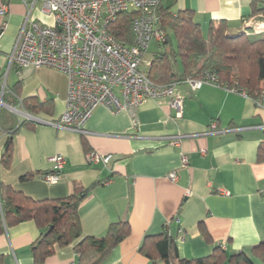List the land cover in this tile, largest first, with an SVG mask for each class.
I'll list each match as a JSON object with an SVG mask.
<instances>
[{
	"label": "crops",
	"instance_id": "obj_1",
	"mask_svg": "<svg viewBox=\"0 0 264 264\" xmlns=\"http://www.w3.org/2000/svg\"><path fill=\"white\" fill-rule=\"evenodd\" d=\"M252 2L176 0L172 12H192L204 31L211 21H223L232 33H243L248 22L258 33L264 17L253 16ZM170 3L161 0V7ZM257 4L264 5V0ZM25 14L21 0H12L8 15H0V25L5 21L0 33V98L7 90L20 102L30 97L51 102L53 110L35 116L40 119L35 121L27 118L29 113L21 105L1 107L19 121L35 124L22 127L13 138L9 167L3 161L8 133L0 132V184L46 199L67 197L76 185L88 187L100 181L79 208L83 234L103 237L111 223L122 220L131 228L103 264H148L139 248L146 235L162 233L167 225L180 257L186 259L209 255L216 247L228 254H250L264 241V160L258 159L264 148V107L221 86L205 84L192 90L181 83L180 117L168 99H148L134 112L99 106L86 125V135L56 127L47 121H59L66 110L68 76L51 67L28 66L21 72L9 67ZM213 124L216 132H210ZM180 135L185 137L172 144V138ZM89 150L113 158L106 166L91 165L86 162ZM56 155L64 156L66 165L60 181L50 183L45 174L53 171L50 159ZM172 172L177 174L175 181ZM30 173L35 175L22 180ZM180 226L183 241H179ZM40 232L32 220L5 226L0 234V264L77 263L74 245L57 247L38 263L32 245Z\"/></svg>",
	"mask_w": 264,
	"mask_h": 264
},
{
	"label": "trees",
	"instance_id": "obj_2",
	"mask_svg": "<svg viewBox=\"0 0 264 264\" xmlns=\"http://www.w3.org/2000/svg\"><path fill=\"white\" fill-rule=\"evenodd\" d=\"M175 4L176 0H171L168 7H161V4L158 7V29L165 33V38L157 42L161 49L153 53L148 60L149 65L142 67L148 77L155 83L169 84L199 78L205 70H211L218 74L221 83L243 89L248 96L257 99L258 93L264 90V32L251 34L244 30L243 33H232L223 21H211L204 31L192 12H172ZM252 5L253 16L264 17V5L258 7L257 0H253ZM136 15V11L123 12L111 26L119 41L125 44L134 42L132 22ZM2 79L3 74L0 73V94ZM11 91L17 94L15 87ZM2 99L12 107L21 105L34 116L53 110L51 102H40L34 97L20 102L7 90L3 91ZM33 124L35 122L28 119L19 121L13 113L0 109V132L8 133L3 156L8 167L13 158V138L22 127ZM258 159L264 160V148L260 149ZM34 175L26 174L22 180ZM99 183L88 187L76 185L67 197L46 199H34L10 185L0 184V234L5 226L32 220L41 230L32 245L38 263H43L57 247L74 245L76 264H103L113 249L130 234L131 228L127 221L122 220L111 223L103 237L83 234L79 208ZM169 228L167 225L162 233L144 238L139 251L148 258V264H264V241L255 245L250 254H228L221 247H216L203 257L181 258L176 238Z\"/></svg>",
	"mask_w": 264,
	"mask_h": 264
},
{
	"label": "built area",
	"instance_id": "obj_3",
	"mask_svg": "<svg viewBox=\"0 0 264 264\" xmlns=\"http://www.w3.org/2000/svg\"><path fill=\"white\" fill-rule=\"evenodd\" d=\"M12 0H1L0 15L5 18ZM26 8L23 23L10 53V68L18 72L28 66L51 67L68 76L66 110L57 122L48 123L86 135V125L99 106L118 112H134L148 99H168L176 117L183 111L181 83L197 90L205 84L221 86L229 92L248 96L243 89L221 83L217 73L205 70L199 78L182 82L158 84L142 67L148 66L146 54L153 41L161 42L165 33L159 31L158 7L161 0H21ZM136 11L132 22L134 42L125 44L111 31V26L123 12ZM41 16L48 18L42 19ZM5 21L0 25L3 30ZM251 28L246 23L245 31ZM257 31V29L255 28ZM260 32V31H259ZM256 104L264 107V90L258 93ZM135 115V113H134ZM210 132H216L213 124ZM185 136H175L178 144ZM203 152H206L203 150ZM112 154L98 151L86 153L88 164L108 165ZM53 171L45 174L50 183L60 181L66 165L62 155L53 156ZM187 158H184V163ZM177 179L176 172L170 174ZM179 224L180 219L175 218ZM179 241L184 229L179 227Z\"/></svg>",
	"mask_w": 264,
	"mask_h": 264
},
{
	"label": "rangeland",
	"instance_id": "obj_4",
	"mask_svg": "<svg viewBox=\"0 0 264 264\" xmlns=\"http://www.w3.org/2000/svg\"><path fill=\"white\" fill-rule=\"evenodd\" d=\"M263 22V21H262ZM252 31L251 34H258V33H261V32H264V27H261V28H258V33L255 32V28L254 29H251ZM174 44H175V41H174ZM160 48V46L158 44H156L155 42H153L150 47H149V50L146 54V60H150L151 56L153 55V53L157 52Z\"/></svg>",
	"mask_w": 264,
	"mask_h": 264
},
{
	"label": "water",
	"instance_id": "obj_5",
	"mask_svg": "<svg viewBox=\"0 0 264 264\" xmlns=\"http://www.w3.org/2000/svg\"><path fill=\"white\" fill-rule=\"evenodd\" d=\"M4 105H5V103L3 102L2 98H0V108H1L2 106H4ZM27 118H28V119H31V120H35V121H39V120H40L39 118H37V117H35V116H32V115H30V114H27Z\"/></svg>",
	"mask_w": 264,
	"mask_h": 264
}]
</instances>
